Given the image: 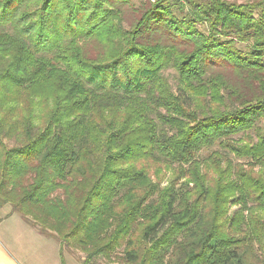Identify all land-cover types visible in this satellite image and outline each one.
<instances>
[{
	"label": "trees",
	"instance_id": "trees-1",
	"mask_svg": "<svg viewBox=\"0 0 264 264\" xmlns=\"http://www.w3.org/2000/svg\"><path fill=\"white\" fill-rule=\"evenodd\" d=\"M4 205L81 264H264V0H0Z\"/></svg>",
	"mask_w": 264,
	"mask_h": 264
},
{
	"label": "rangeland",
	"instance_id": "rangeland-1",
	"mask_svg": "<svg viewBox=\"0 0 264 264\" xmlns=\"http://www.w3.org/2000/svg\"><path fill=\"white\" fill-rule=\"evenodd\" d=\"M230 1L246 2L253 0ZM128 18L132 19L133 17L129 15ZM4 210L5 207L0 210V255L5 256L6 254L14 264H28V261H33L35 264H52V251L48 248L54 246L58 264H60L58 248L61 251L64 264L82 263L83 253L73 248L70 249L63 244L60 245L54 238H47L19 214L10 211L11 215H5ZM96 264L115 263H109L105 259H98Z\"/></svg>",
	"mask_w": 264,
	"mask_h": 264
},
{
	"label": "crops",
	"instance_id": "crops-1",
	"mask_svg": "<svg viewBox=\"0 0 264 264\" xmlns=\"http://www.w3.org/2000/svg\"><path fill=\"white\" fill-rule=\"evenodd\" d=\"M4 207H5L4 214L5 215H8V214L11 215L10 206L4 205L3 207L0 208V210H2ZM6 207H8V208H6ZM47 238H49V237H47ZM50 247L51 248H48V249H51V251H52V258H53L52 264H58V260H57V257L55 255L54 246H50ZM58 252H59V248H58ZM0 257H1L0 258V264H14V262L12 260H10L6 254H5V256L0 255ZM28 264H35V263L33 261H28Z\"/></svg>",
	"mask_w": 264,
	"mask_h": 264
}]
</instances>
